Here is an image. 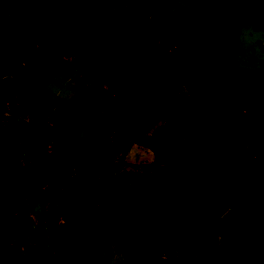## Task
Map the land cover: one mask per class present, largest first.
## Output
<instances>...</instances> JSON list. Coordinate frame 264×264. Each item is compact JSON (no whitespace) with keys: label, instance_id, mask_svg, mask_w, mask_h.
<instances>
[{"label":"rangeland","instance_id":"1","mask_svg":"<svg viewBox=\"0 0 264 264\" xmlns=\"http://www.w3.org/2000/svg\"><path fill=\"white\" fill-rule=\"evenodd\" d=\"M91 4L160 48L169 80L204 120L211 113L194 94L207 88L206 58L187 54L185 35L201 26L202 11L217 8L207 28L221 86V128L249 156L218 144L234 152L243 170L254 159L264 161V31L242 22L248 12L264 20V0ZM5 22L18 26L0 43V253L14 250L28 264H65L73 257L74 232L73 264H203L176 254L171 214L155 225L165 249L158 257L144 259L125 244L128 253L115 235L105 210L128 203L143 165L154 163L188 178L176 216L191 253L202 247L211 264H264V192L253 175L233 174L211 158L199 134L176 159L156 161L152 148L179 151L187 126L175 96L158 85L140 94L142 79L159 71L135 36L99 41L109 29L90 15L85 0H0V27ZM96 43L101 46L93 50ZM103 89L110 95L106 105ZM132 112L145 115V126L116 143L117 122ZM64 119L69 128L58 130Z\"/></svg>","mask_w":264,"mask_h":264},{"label":"trees","instance_id":"2","mask_svg":"<svg viewBox=\"0 0 264 264\" xmlns=\"http://www.w3.org/2000/svg\"><path fill=\"white\" fill-rule=\"evenodd\" d=\"M85 1L90 15L96 20L103 22L109 29L107 33H102L98 36L99 41H101L100 38L104 40H125L130 36H135L139 47L152 53L155 67L159 73L148 79H142L140 94L146 96L149 90L158 85L167 94L175 96L178 100V113L180 119L187 126V136L179 151L153 147L152 152L156 161L168 163L176 159L180 153H185L188 150L190 136L199 134L205 140L211 158L226 164L233 174L253 175L263 185V187L257 188V191L264 192V161L254 159V167L243 170L236 164L234 152L225 151L218 144V139L222 140L227 147L233 148L235 152L249 156V154L232 144L223 134L221 128L223 123L222 104L219 95L221 86L216 72L215 45L209 41L207 28L209 22L216 17L217 8L210 12L202 11L201 26L188 30L185 35L187 54L194 58L198 56L206 58L207 88L194 94L195 102L211 113L209 119L204 120L202 117L191 113L179 95L177 86L169 80L166 61L157 45L143 43L140 34L135 29L123 28L117 22H114L109 15L95 9L91 4V0ZM219 1L216 0V5H218ZM243 17L242 22L250 20L255 30L264 31V20H260L255 13L248 12ZM17 26L12 24V22L2 24L0 27V43H3L5 35L9 31L16 29ZM100 46L101 43H96L93 46V50ZM102 66L107 70H111L108 63H103ZM145 123L146 117L143 114L135 112L123 114L116 124L114 141L120 143L131 139L136 135L139 128L145 126ZM55 127L58 130H67L69 121L67 119L58 121ZM143 168L145 173L137 178L138 193L125 205L113 206L105 210V214H107L115 230V235L126 245L141 254L144 259H149L162 255L161 249L153 244L150 235L158 237L160 243V237L156 234L155 225L164 215L171 214L179 201V197L186 190L188 178L185 174L176 170L160 169L154 163L144 164ZM192 255L200 259L203 264H211L210 258L205 256L202 247L194 249ZM0 264H28V262L18 252L9 250L0 253Z\"/></svg>","mask_w":264,"mask_h":264},{"label":"water","instance_id":"3","mask_svg":"<svg viewBox=\"0 0 264 264\" xmlns=\"http://www.w3.org/2000/svg\"><path fill=\"white\" fill-rule=\"evenodd\" d=\"M104 94L105 100H104V105H106L109 102V91L106 89H103L101 91ZM179 210V205L178 203L175 205V208L172 210L171 212V216L175 222V224L178 227V248L176 250V254L177 255H182V256H186V257H190L191 256V250L187 249L183 244H182V240H183V228H182V224L180 222V220L177 218V212ZM150 237L152 238L153 244L158 246L162 252H165V249L160 245L158 237L154 236V235H150ZM72 243H73V257L70 261H68L65 264H73L76 260V240H75V233L72 232Z\"/></svg>","mask_w":264,"mask_h":264},{"label":"flooded vegetation","instance_id":"4","mask_svg":"<svg viewBox=\"0 0 264 264\" xmlns=\"http://www.w3.org/2000/svg\"><path fill=\"white\" fill-rule=\"evenodd\" d=\"M122 247H124V249H126V251H127L128 253H131V251L127 249V246L125 245V243L122 245ZM162 253H164V252H162Z\"/></svg>","mask_w":264,"mask_h":264}]
</instances>
